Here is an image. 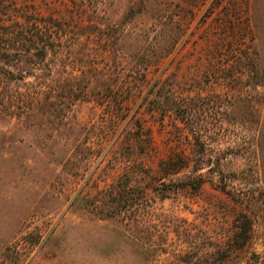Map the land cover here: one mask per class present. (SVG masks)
Returning a JSON list of instances; mask_svg holds the SVG:
<instances>
[{
    "label": "rangeland",
    "instance_id": "1",
    "mask_svg": "<svg viewBox=\"0 0 264 264\" xmlns=\"http://www.w3.org/2000/svg\"><path fill=\"white\" fill-rule=\"evenodd\" d=\"M0 264H264V0H0Z\"/></svg>",
    "mask_w": 264,
    "mask_h": 264
},
{
    "label": "trees",
    "instance_id": "2",
    "mask_svg": "<svg viewBox=\"0 0 264 264\" xmlns=\"http://www.w3.org/2000/svg\"><path fill=\"white\" fill-rule=\"evenodd\" d=\"M110 212H112V213H113V212H114V210H113V211H112V210H110Z\"/></svg>",
    "mask_w": 264,
    "mask_h": 264
}]
</instances>
